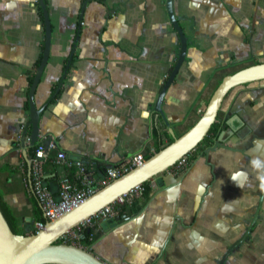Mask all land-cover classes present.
<instances>
[{
  "label": "crops",
  "instance_id": "1",
  "mask_svg": "<svg viewBox=\"0 0 264 264\" xmlns=\"http://www.w3.org/2000/svg\"><path fill=\"white\" fill-rule=\"evenodd\" d=\"M46 1L50 48L34 93L37 107L62 73L81 3ZM172 11L186 36V53L158 111L159 90L181 47L166 0L87 1L60 94L38 121L37 137L52 134L56 139L43 162L52 189L71 168L57 161V150L81 159L88 176L96 179L107 164L167 144L198 119L225 74L264 60V0H172ZM43 39L36 0H0V193L24 229L31 228L32 217L26 160L32 148L24 128L29 120L27 71ZM234 113L243 124L224 142L235 149L205 148L185 171L173 166L151 177L147 202L134 199L141 204L137 212L92 225L89 249L110 264H191L189 251L198 259L205 219L215 236L230 223L224 210L240 213L252 205V195L222 202L219 192L231 196L237 187L230 178L234 173L246 174L240 177L242 186L249 179L258 182L250 162H264V79L230 89L218 117Z\"/></svg>",
  "mask_w": 264,
  "mask_h": 264
},
{
  "label": "water",
  "instance_id": "2",
  "mask_svg": "<svg viewBox=\"0 0 264 264\" xmlns=\"http://www.w3.org/2000/svg\"><path fill=\"white\" fill-rule=\"evenodd\" d=\"M87 1L88 0H84L83 4ZM39 4L41 6L44 22V43L40 62L34 70V77L29 85L27 94L29 101V120L27 124H31V142L36 140L38 136V121L40 117V108L35 104L34 93L42 71L48 60L51 36V23L48 9L46 8L44 0H39ZM166 7L169 18L178 31L181 47L168 77L159 90L155 104L158 111L161 109V101L164 93L174 79L186 53V36L173 14L172 0H166ZM81 14L82 13H80L78 17L79 22L81 20ZM77 37L78 32L76 39ZM73 51L74 45L69 52L64 67L65 72L70 65ZM261 79H264V60L242 66L225 74L212 91L205 108L201 112L198 119L185 131L177 136L174 135L170 142L154 151L150 156L145 158L141 164L134 165L120 175L116 176L107 184L99 187L95 190V192L86 197L76 206H73L71 209L63 212L54 219L46 220L43 228L35 232L15 233L10 228L0 209V264H110L106 260L100 258L92 250H89L80 244L65 241L56 242V240L62 233L75 226L80 220L92 215L98 209L114 200L118 195L130 190L134 185L161 173L172 165L178 158L194 148L195 145L205 136L211 123L216 119V116L219 114L221 103L230 89L239 84ZM237 121L238 123L236 124L235 122ZM242 124L243 121L237 113L227 117L225 119L224 127L219 131L214 143L211 146H208L207 149H212L216 146L235 149L234 146L227 144L224 141L228 135L234 134L238 128L242 126ZM24 134L25 130H23L22 137ZM24 154H26L25 151ZM26 160L28 164L29 182L31 184L32 156L30 158H26ZM43 183L50 186V191L54 193L55 198L58 199L59 197L56 193L58 191V182L55 190L51 188L52 185L48 184L46 178ZM263 195L264 192L261 191L258 197L257 206L245 231L240 238L235 240L227 248L218 260L217 264H222L232 249L245 240L246 236L250 233L251 227L258 217ZM140 208L141 204L139 201L134 200L132 203L124 207V212L115 215L109 220L116 221L126 216H130L134 212H137ZM107 222L104 223V226Z\"/></svg>",
  "mask_w": 264,
  "mask_h": 264
},
{
  "label": "built area",
  "instance_id": "3",
  "mask_svg": "<svg viewBox=\"0 0 264 264\" xmlns=\"http://www.w3.org/2000/svg\"><path fill=\"white\" fill-rule=\"evenodd\" d=\"M224 119L218 117V120L220 121ZM25 141L27 144L33 146L31 186L46 220L54 219L63 212L71 209L73 206H76L86 197L95 192L99 187L107 184L110 180L132 166L141 164L145 159L142 150L135 151L126 155L119 163L107 164L104 167L102 174L96 179H93L88 176L87 167L81 159L70 158L63 150H57V161L63 162L67 167L74 168V173L72 177L68 173H65L58 180L57 194L59 198L56 199L48 185L43 183L46 174L43 169V162L47 157L48 150L57 146L55 137L52 134H45L37 137V140L32 144L30 135L28 134L25 137ZM193 149L194 148L191 150ZM188 152L173 163V166H175L176 169H179L180 172L185 171L188 167V165H186V155ZM142 190L143 186L141 183L134 185L130 190L118 195L114 200L98 209L92 215L80 220L75 226L66 230L58 238H62L64 241L68 239L78 240L83 233V229L92 226L95 223L106 221L115 214L114 207L116 205L132 202L135 198L137 199L140 197ZM43 226L44 221H34V232L43 228Z\"/></svg>",
  "mask_w": 264,
  "mask_h": 264
},
{
  "label": "rangeland",
  "instance_id": "4",
  "mask_svg": "<svg viewBox=\"0 0 264 264\" xmlns=\"http://www.w3.org/2000/svg\"><path fill=\"white\" fill-rule=\"evenodd\" d=\"M160 174V173H159ZM154 178V177H153ZM251 183V185H250ZM259 180L256 183L249 179V181L242 187L232 188L231 196L228 192H219L221 200L228 201V197L236 196L238 199L241 194L252 195V205L247 207V210L239 213V210L235 213L234 210H224V214L230 219V223L225 231L215 232L217 235L212 236L211 230L206 227L207 220L204 222L205 227H201L205 231V241L203 243V252L195 258L192 257L191 251L188 253L189 261L191 264H217L222 254L227 248L245 231L249 224L254 210L258 203V197L260 194ZM245 186V187H244ZM252 186V187H250ZM224 190V189H223ZM222 200V202H224ZM207 211L205 212V216ZM201 224V222H200ZM30 231V229H24ZM192 243L188 242L186 247L188 250L192 249ZM203 256V257H202ZM202 257V258H201ZM195 260V261H194ZM198 260V261H197ZM197 262V263H196ZM222 264H264V196L260 206L258 217L251 227L250 233L246 236L245 240L239 243L232 249L227 258Z\"/></svg>",
  "mask_w": 264,
  "mask_h": 264
},
{
  "label": "trees",
  "instance_id": "5",
  "mask_svg": "<svg viewBox=\"0 0 264 264\" xmlns=\"http://www.w3.org/2000/svg\"><path fill=\"white\" fill-rule=\"evenodd\" d=\"M36 1L38 2V9H39L40 17L42 19V24L44 26L41 6L39 4V0H36ZM46 2L47 1L44 0L45 5H46ZM83 3H84V0H81L80 7H79V11H78V17H79V14L83 12L84 6H85V4L87 2L85 4H83ZM46 8H47V6H46ZM79 23L80 22L78 21V26L76 28V31H75V34H74V37H73V40H72V46H71V48L74 45V49H75V46H76L77 40H78V37L76 39L77 32H78V35H79V25H80ZM43 43H44V39H43L42 44H41L40 53H39L38 57L35 59V61L33 63V69H29L27 71L28 72V88H29V85L32 82L33 77H34V70H35L36 66L40 62V58H41V54H42V49H43ZM74 57H75V54L72 55L71 62H72V60H73ZM67 58H68V55L66 56V58L64 60L62 73L59 76V78L54 82L49 97L44 102V104H42V106L39 107L40 108V112L50 102L54 101L58 97V95L60 94V91H61V88H62V84L64 82V79L66 77V74L68 72V69H69V67L71 65V62H70V65H69L67 71L65 72L64 71V67H65ZM258 61L259 60L256 59L254 62H258ZM174 63L171 65V67L169 69V72H168V74L165 77V80L168 77V75H169V73H170V71H171ZM246 83H248V82H246ZM28 88H27V94H28ZM25 106H26V108L29 109L28 95H27L26 100H25ZM224 124H225V119L222 120V121H220V120H218V115H217L216 116V119L211 123V125H210L207 133L205 134V136L195 145L194 149L193 150H190L188 152V154L186 155V165L190 164L191 161L196 158V156L198 155V153H203L206 147L211 146L214 143L215 138L217 137L219 131L224 127ZM24 128L26 129V134L27 135L28 134L30 135V132H31V124L30 123L29 124H26L24 126ZM152 132L154 133L153 135L156 134V136H154V138L158 136L154 128H153ZM36 140H37V138H36ZM171 140H172V138H170L169 142ZM34 142H35V140L32 142V144ZM164 145L165 144H160V143L157 144L155 146L154 151L160 149ZM30 147L32 148V155H33V146L30 145ZM151 154H152V152H147L146 151V152H144V157L147 158ZM172 167H173V164L170 165L168 168H166L165 171L168 170V169H170V168H172ZM176 172H179V169H177ZM73 173H74V169L73 168H70V171L68 172V174L72 177L73 176ZM141 184L143 186V190H142V194L140 195L139 199L142 202V204H144V203L147 202V200L150 197V191H151L150 178L142 181ZM30 197H31V200H32V217H31V221H30L31 228H30V231H26L22 227L21 222H20V219L18 218V216H16L14 214V212L12 211V209L8 206V204L4 200L3 195L0 193V209H1V211H2V213L4 215V217H5V219L7 220L10 228L15 233H29V232H34V230H35V228H34V221H36V220H41V221H44V222L46 221V218L44 217L43 212H42V208H41V206H40V204H39L36 196L34 195L33 191L30 193ZM126 205H128V204L127 203H124V204L116 205L114 207V210H115L114 216L117 215V214H120V213L124 212V207ZM91 227L92 226H89V227H86L85 229H83V233H82V235L80 236V238L78 240L68 239V240H65V242H74L76 244H80V245L86 247L87 249H89L88 244L91 242L92 237H93V235H92V228ZM61 241H64V240L62 238H57V240H56V242H61ZM42 264H58V263H42Z\"/></svg>",
  "mask_w": 264,
  "mask_h": 264
},
{
  "label": "clouds",
  "instance_id": "6",
  "mask_svg": "<svg viewBox=\"0 0 264 264\" xmlns=\"http://www.w3.org/2000/svg\"><path fill=\"white\" fill-rule=\"evenodd\" d=\"M250 164L254 170H257V179L260 182L259 189L264 192V162H261L259 159H253ZM242 175L245 179L247 178L244 173H234L230 176L231 180L235 182L238 187H242V183L240 182V177Z\"/></svg>",
  "mask_w": 264,
  "mask_h": 264
}]
</instances>
